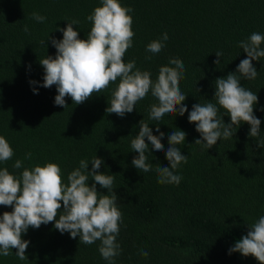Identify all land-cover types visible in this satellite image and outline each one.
<instances>
[{
	"label": "trees",
	"instance_id": "1",
	"mask_svg": "<svg viewBox=\"0 0 264 264\" xmlns=\"http://www.w3.org/2000/svg\"><path fill=\"white\" fill-rule=\"evenodd\" d=\"M119 3L133 10L129 15L135 33L124 62L135 60L136 68L150 72L155 81L161 66L174 67L170 58L182 60L179 87L187 95L183 104L188 111L196 103H216L215 80L234 72L246 58L239 42L253 32L264 35V0ZM97 6L100 0H0V136L14 151L13 158L0 163V168L19 176L23 168L52 162L60 166L67 183V175L81 160L89 161L91 170V160L101 158L98 171L114 177L113 191L122 213L117 236L121 253L114 258L115 264H258L252 256L228 250L246 235L247 225L264 215V148L257 146L264 139V111L260 110L264 108V57L252 61L257 77L240 82L258 96L253 114L261 121L260 135L249 137L250 125L242 123L233 137H221L208 150L194 143L200 135L195 124L188 122L187 112L166 114L159 121L149 119L150 106L158 103L150 92L124 117L105 112L116 84L79 105L65 97L68 106L62 108L54 104L55 86H40L44 73L38 60L55 56L47 36L62 39L57 26L64 28L78 20L73 28L79 38L86 39L91 27L86 17ZM33 12L46 20L31 19ZM165 32V47L158 54L147 52L146 45ZM260 47L264 49V42ZM217 51L223 53L218 65L213 63ZM30 80L38 83L30 85ZM222 119L230 122L227 115ZM140 120L149 124L153 135H159L157 126L164 133V151L155 152L149 145L145 153L146 162L153 166L147 173L131 163L138 153L132 151L130 142L138 134ZM178 129L186 133L184 144L177 147L187 162L174 170L182 180L179 185L157 183L155 168L169 165L167 137ZM26 153L32 154L31 159L25 158ZM17 159L23 161L21 169L13 168ZM96 188L107 194L98 184ZM11 210L0 205V214ZM22 239L29 241L27 259L20 260L12 249L11 255L0 256V264H109L98 251L100 241L84 245L79 237L61 234L52 222L38 229L29 227ZM141 250L148 252L146 258Z\"/></svg>",
	"mask_w": 264,
	"mask_h": 264
},
{
	"label": "clouds",
	"instance_id": "2",
	"mask_svg": "<svg viewBox=\"0 0 264 264\" xmlns=\"http://www.w3.org/2000/svg\"><path fill=\"white\" fill-rule=\"evenodd\" d=\"M132 11L130 7L122 6L119 0H100V6L86 17L91 22L86 39L79 38L78 31L73 28L79 23L78 20L68 22L64 28L57 26L56 30L62 32V39L47 36L56 52L54 57L47 55L38 60L44 73L40 86H55V105L66 108L65 97H70L72 104H82L93 94L116 84L106 113L124 117L126 113L133 112L137 102L150 92L158 103L150 106L149 119L159 121L166 114L183 116L187 112L188 122L195 124V131L200 135V139L194 143L202 144L206 150L216 145L221 137H233L242 123L250 125L249 137L260 135L261 121L253 114L258 96L241 86L240 82L242 78L254 80L257 77L258 72L252 61L264 57V49L260 47L264 35L253 32L246 40L239 42L238 47L246 53V58L240 61L234 72L215 80L213 98L216 103H196L188 111L187 105L183 104L187 95L179 87L184 73L182 60L170 58L169 64L174 67L161 66L155 81L151 79L150 72L136 68L135 60L124 62V56L133 46L135 36L133 19L129 15ZM30 18L38 23L46 20L45 16L36 12ZM24 31H29L26 25ZM167 40L165 32L159 40L148 43L146 51L158 54ZM40 43L45 46V40ZM222 55L220 51L215 52L217 59L213 63L218 65ZM37 83L29 81L30 85ZM196 90L200 91L198 88ZM32 91L38 94L36 88ZM220 109L224 110L223 115L219 114ZM260 110L264 111V108ZM224 115L230 117L229 123H224ZM156 132L159 135H153L149 124L139 121L138 134L130 142L132 151L138 153L131 161L137 170L145 173L152 170L153 166L146 162L145 155L149 145L155 152L164 151L161 142L164 133L160 132L159 126ZM185 138L186 133L179 129L168 135L169 147L165 151V158L169 165L155 168L157 183L179 185L182 177L174 174V170L187 162V156L182 155L177 146L184 144ZM257 146L264 148V139L258 141ZM13 156L12 147L0 136V163L11 160ZM31 156V153L25 154L26 159H31ZM88 164L89 161L81 160L79 167L67 175V183L60 166L52 162L42 166L37 164L31 169L23 168L19 176L11 174L7 168H0V205L12 209L0 214V256L7 257L12 254V249H16L15 255L20 260L27 259L25 252L29 241L22 239V234L29 227L38 229L42 224L52 222L61 234L67 232L73 239L79 237V242L84 245L100 241L98 251L101 257L109 264H115L114 258L121 253L117 236L122 213L117 207L118 197L113 191L114 177L98 171L103 164L101 158L95 156L91 160V170H88ZM22 167L23 161L20 159L13 164L14 169ZM90 179L91 185L88 183ZM97 184L107 189V194L98 192ZM247 226L246 235L237 240L228 253L252 256L258 264H264V215ZM140 255L146 258L148 252L141 250Z\"/></svg>",
	"mask_w": 264,
	"mask_h": 264
}]
</instances>
